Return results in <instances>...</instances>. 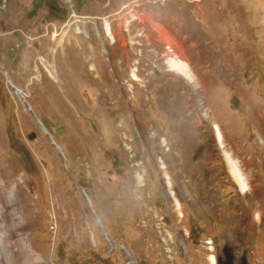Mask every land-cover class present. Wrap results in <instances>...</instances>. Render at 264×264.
Masks as SVG:
<instances>
[{"label":"rangeland","instance_id":"obj_1","mask_svg":"<svg viewBox=\"0 0 264 264\" xmlns=\"http://www.w3.org/2000/svg\"><path fill=\"white\" fill-rule=\"evenodd\" d=\"M0 170L24 264H264V0H0Z\"/></svg>","mask_w":264,"mask_h":264},{"label":"bare ground","instance_id":"obj_2","mask_svg":"<svg viewBox=\"0 0 264 264\" xmlns=\"http://www.w3.org/2000/svg\"><path fill=\"white\" fill-rule=\"evenodd\" d=\"M103 25H104L103 27H104V32H105L106 37H108V39H110L111 41L115 42V36L112 32L110 25L107 24L106 22ZM77 30L79 32H81L79 28ZM124 47H126L125 41L122 44V48H124ZM181 52H182L181 45L180 46L177 45L176 50H174V55H176V57L168 58V61L166 63H168L171 71H174V72L177 71L178 73L183 75L186 79L192 80V76L190 74L191 71L188 68V63L185 62L183 59L179 58V55ZM130 55L131 54L129 53L128 59H127L128 62L131 61ZM112 56H114V55H112ZM45 69H46V71H47V73L51 79H53V80L57 79V72L53 69V67L48 65V66H45ZM131 77L134 81H140L137 78L136 74H134V73L131 75ZM117 83H119V82H117ZM200 84H201V87L204 89V92H205V84L203 82L202 83L200 82ZM16 93L18 95H21V97L24 96L23 92L21 90L17 89ZM210 111H211L210 114H213V109H210ZM212 131L214 132V137H215V140H216L218 147L223 150L222 153H223L224 158H226L227 162L232 165L233 169L235 168L236 170H238L236 163L231 158L229 152L227 150H225L224 135H223V131H222L221 127L218 124L212 125ZM3 170H4V168H3ZM3 170H0V171L2 172ZM234 172H235L237 180L240 184V187L242 189V183L246 182V181L244 180V177L240 174L241 172H239V170H238L239 174H237V171H234ZM0 180H4V176L2 175V173H0ZM167 183H168V186H170V182L168 181ZM246 189H247V187H246ZM246 189H243L241 191H245ZM7 190H8V183L7 182H4V184H0V222L4 223L3 225H0V264H24L23 262L16 259L18 254L25 255L23 244H22V239L15 240L12 244L10 243V245H6V243L9 242V240L13 236L19 235L17 233V229L20 226V223H17L15 220L16 219L15 218V211L18 209L17 208L18 205H16L15 203L14 204L12 203V201L10 200L11 198L8 196ZM2 243L4 245H2ZM12 245L17 247L18 253L16 252V254L8 255L7 251H8V249H10L12 247ZM10 259L12 260V262L9 261ZM209 260H210L211 264H216L214 262L215 261L214 258L211 257Z\"/></svg>","mask_w":264,"mask_h":264},{"label":"snow or ice","instance_id":"obj_3","mask_svg":"<svg viewBox=\"0 0 264 264\" xmlns=\"http://www.w3.org/2000/svg\"><path fill=\"white\" fill-rule=\"evenodd\" d=\"M234 171H237V174H239V173H238V170H236L235 168H234ZM246 187H247L246 182H243V183H242V190H243V189H246Z\"/></svg>","mask_w":264,"mask_h":264}]
</instances>
